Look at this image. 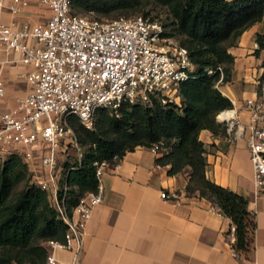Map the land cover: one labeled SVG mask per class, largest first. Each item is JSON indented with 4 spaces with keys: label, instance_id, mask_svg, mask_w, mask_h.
<instances>
[{
    "label": "built area",
    "instance_id": "obj_1",
    "mask_svg": "<svg viewBox=\"0 0 264 264\" xmlns=\"http://www.w3.org/2000/svg\"><path fill=\"white\" fill-rule=\"evenodd\" d=\"M40 2L50 16L44 23L29 24L16 19L28 0H0V62L22 64L21 75L29 87L13 106L3 107L5 83L0 78V165L12 155L20 157L27 167L28 184L46 193L50 206L67 224L63 240L43 243L42 264H82L84 228L93 206L104 198L100 176L104 167H115L119 159L95 163L96 190L84 193L68 215L62 164L66 161L68 169L73 168L84 152L69 118L74 115L92 129L100 108L118 116L124 105H179V86L195 77L196 65L188 49L169 36L157 19L142 15L100 19L91 12L76 13L72 0ZM5 14L11 16L9 22ZM216 70L222 71L220 66ZM255 82V95L244 102L249 113L245 139L254 190L264 204V73ZM225 131L231 143L240 136L233 119L226 121ZM148 148L154 154L168 151L161 142ZM160 196L175 194L161 191ZM210 209L219 212L213 204ZM234 232L232 224L229 242L237 258ZM57 251L70 252L72 260H59Z\"/></svg>",
    "mask_w": 264,
    "mask_h": 264
},
{
    "label": "trees",
    "instance_id": "obj_2",
    "mask_svg": "<svg viewBox=\"0 0 264 264\" xmlns=\"http://www.w3.org/2000/svg\"><path fill=\"white\" fill-rule=\"evenodd\" d=\"M152 1L166 6L172 19L169 36H181L196 65L195 77L179 86L180 103L153 106H122L118 116L107 109L97 110L92 129L85 128L72 115L69 126L84 148L82 159L73 168L63 162L67 186L65 209L68 215L79 198L95 191V163H113L136 146L162 143L167 153L156 159L170 165L173 175L191 169L185 192H197L235 226L233 247L240 253L248 249L254 231L253 215L247 198L206 178V157L199 133L208 129L224 133L225 125L216 121L219 112L232 107L217 88L219 80L229 79L233 61L228 48L241 33L262 19L264 0H72V9L96 15H110L139 9ZM125 16V15H124ZM257 50H264V33L255 37ZM264 64V62H263ZM221 67V73L216 68ZM216 70L209 75L207 70ZM25 187L17 192L22 184ZM67 224L49 204L41 189L28 184L26 165L17 155L0 165V264H42L46 257L43 243L63 240Z\"/></svg>",
    "mask_w": 264,
    "mask_h": 264
},
{
    "label": "crops",
    "instance_id": "obj_3",
    "mask_svg": "<svg viewBox=\"0 0 264 264\" xmlns=\"http://www.w3.org/2000/svg\"><path fill=\"white\" fill-rule=\"evenodd\" d=\"M28 2L16 16L18 22L44 23L50 16L47 7L40 0ZM10 19L5 14L4 20ZM257 33H264V13L228 48L233 58L229 79L216 85L232 103L231 108L217 114L216 121L224 125L227 120L237 121L239 138L231 143L227 131L203 129L199 133L206 178L248 200L255 222L248 249L233 257L231 220L211 210V203L197 192H185L189 167L170 175V165L156 162L163 154L136 146L115 167L103 168L100 182L104 198L93 206L84 228L82 264H264V204L253 186L245 139L249 113L244 107L245 100L256 93V79L264 73V50H257ZM24 70L20 63L0 62V78L5 83L3 107L13 106L15 99L28 91L21 75ZM161 191L175 197L162 198ZM55 255L61 261L72 260L70 252L57 251Z\"/></svg>",
    "mask_w": 264,
    "mask_h": 264
},
{
    "label": "rangeland",
    "instance_id": "obj_4",
    "mask_svg": "<svg viewBox=\"0 0 264 264\" xmlns=\"http://www.w3.org/2000/svg\"><path fill=\"white\" fill-rule=\"evenodd\" d=\"M76 13L79 14H87L86 12H83L79 9H74ZM125 15V16H133V15H142L144 17L154 18L160 21L166 28V31L171 32L172 31V19L169 13V9L166 6H162L159 4H156L152 1H148L144 3L143 6H141L139 9L133 10V11H126L123 13H112L110 15H96L93 14L94 17L100 18V19H114L117 16ZM178 43L181 41V36L176 35L174 37ZM12 65V64H9ZM11 83V82H10ZM179 101V99H178ZM96 115V114H95ZM25 187V184L22 183L15 192L20 190L21 188Z\"/></svg>",
    "mask_w": 264,
    "mask_h": 264
}]
</instances>
